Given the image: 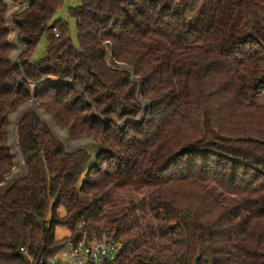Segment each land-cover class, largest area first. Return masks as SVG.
Wrapping results in <instances>:
<instances>
[{
  "label": "trees",
  "instance_id": "trees-1",
  "mask_svg": "<svg viewBox=\"0 0 264 264\" xmlns=\"http://www.w3.org/2000/svg\"><path fill=\"white\" fill-rule=\"evenodd\" d=\"M28 1L11 17L24 46L15 61L0 0V184L10 116L32 84L54 125L98 150H67L23 113L1 190L27 171L0 193V264H28L20 247L46 259L113 229L123 245L106 264H264V0H80L69 9L79 48L53 20L62 0ZM119 58L131 72L107 65ZM111 188L146 192L157 229L131 223L133 204L104 210Z\"/></svg>",
  "mask_w": 264,
  "mask_h": 264
},
{
  "label": "rangeland",
  "instance_id": "rangeland-1",
  "mask_svg": "<svg viewBox=\"0 0 264 264\" xmlns=\"http://www.w3.org/2000/svg\"><path fill=\"white\" fill-rule=\"evenodd\" d=\"M11 1L12 0H8L9 5V11L7 12L6 15V19H7V24L10 29V40L13 43V47H12V52H11V58L15 61L18 59L19 55L21 54V52L24 49V46H20V44H18L17 42H15V35H16V31L15 30V26L12 25L11 23V17L13 15V9L12 6L11 7ZM80 4V0H62L60 5L58 6L57 10L55 11L54 15H53V20H62L66 23L67 26V33L68 36L72 42V44H74V47L79 48V40H78V34H77V29L76 28V23H75V19L70 15L69 9L73 6H76ZM51 33L50 30L47 29V31H45L42 36L40 37L32 55H31V61H38L41 60V58L45 55L46 53V47L48 44V35ZM111 43V42H110ZM112 45V44H111ZM116 54V52H115ZM117 56V55H116ZM118 57V56H117ZM119 60L121 61L122 66H111L108 61H107V65L110 66L111 68H116V69H124V70H128L129 72H131V68L128 67V65L126 63H124L120 58ZM132 78L134 79L135 77L132 75ZM136 79V78H135ZM32 94H31V98L30 101L28 100L25 104H23L21 107H19L11 116V127L9 130V147L10 150L13 154V166L12 169L6 174L5 178H7V176L11 173V171L14 169V156L17 155L15 152V142L17 145V135H16V125H15V121L21 117L23 115V113L27 110H32L35 113H37L40 118L47 123V125L49 126V128L52 130V132L55 134V136L60 139L67 150H74L77 148H86L91 154L95 153L98 150V145L90 139H86V140H75V139H71L68 137V135L59 130L52 122L51 117L49 115L46 114L43 105H42V95L39 94L38 92V87L36 84H32ZM140 87V86H139ZM139 90V88H138ZM138 90H137V94H138ZM35 94L38 96L37 99L35 97ZM139 95V94H138ZM137 95V98H139ZM37 101H36V100ZM141 100V103L143 104V106H147V101L143 98H139ZM141 121V115L138 116V121ZM14 131V132H13ZM17 150L19 152L18 146H17ZM20 154V153H19ZM21 158V155H20ZM22 160V158H21ZM23 162V160H22ZM26 167L25 164L23 162V167L20 171L19 174H15V177L12 178V180L22 176L25 172H26ZM5 183V182H4ZM2 183V184H4ZM2 187V186H0ZM112 190L110 191L111 193V199L113 200V204L115 206H108L109 204L104 206V210L108 211V210H116L124 207V206H128L133 204L134 209L133 212L128 211L127 215H129V218L132 219L131 223L133 221H137V223L139 225H141V227L144 228V230H146V225L148 224L149 229L147 230H152V229H157V220L154 218V216L152 215L149 206H148V198H147V194L144 191H133V190H127V189H116V188H111ZM63 213V212H62ZM55 235L57 238H63L65 236L69 235V229L66 227H57L55 229Z\"/></svg>",
  "mask_w": 264,
  "mask_h": 264
},
{
  "label": "built area",
  "instance_id": "built-area-1",
  "mask_svg": "<svg viewBox=\"0 0 264 264\" xmlns=\"http://www.w3.org/2000/svg\"><path fill=\"white\" fill-rule=\"evenodd\" d=\"M28 5V0H12L13 14L24 11ZM51 31L58 36L56 27H52ZM83 225L84 223L80 222L78 227ZM122 245L113 229L101 233L100 237L89 238L83 234L79 239L66 243L55 256L46 259L33 258L24 247H20V251L26 256L28 264H106L116 260Z\"/></svg>",
  "mask_w": 264,
  "mask_h": 264
},
{
  "label": "water",
  "instance_id": "water-1",
  "mask_svg": "<svg viewBox=\"0 0 264 264\" xmlns=\"http://www.w3.org/2000/svg\"><path fill=\"white\" fill-rule=\"evenodd\" d=\"M20 46H21V45H20ZM141 88H142V87H141V85H140V87H139V92H140V94H141ZM19 119H20V117L15 121V122H16L15 125H17V123H19V122H18ZM4 182H5V177H4V180H3L2 183H4ZM11 182H12V180L9 182L8 186H7L3 191L1 190V187H0V193L4 192V191L9 187ZM2 183L0 184V186L2 185ZM193 264H198V257L195 258Z\"/></svg>",
  "mask_w": 264,
  "mask_h": 264
},
{
  "label": "crops",
  "instance_id": "crops-1",
  "mask_svg": "<svg viewBox=\"0 0 264 264\" xmlns=\"http://www.w3.org/2000/svg\"><path fill=\"white\" fill-rule=\"evenodd\" d=\"M107 43H110V42H107ZM111 46H113V48L115 49L114 45L112 44Z\"/></svg>",
  "mask_w": 264,
  "mask_h": 264
},
{
  "label": "bare ground",
  "instance_id": "bare-ground-1",
  "mask_svg": "<svg viewBox=\"0 0 264 264\" xmlns=\"http://www.w3.org/2000/svg\"><path fill=\"white\" fill-rule=\"evenodd\" d=\"M116 66H122V65H115V67H116Z\"/></svg>",
  "mask_w": 264,
  "mask_h": 264
}]
</instances>
